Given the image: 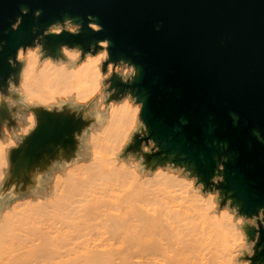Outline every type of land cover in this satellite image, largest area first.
<instances>
[{"label": "clouds", "instance_id": "1", "mask_svg": "<svg viewBox=\"0 0 264 264\" xmlns=\"http://www.w3.org/2000/svg\"><path fill=\"white\" fill-rule=\"evenodd\" d=\"M28 11L19 7L11 30ZM40 15L35 9L33 20ZM79 19L48 24L7 59L16 71L0 84V110L8 114L0 118V264H257L264 207L249 217L218 187L228 156L219 157L207 185L184 163L147 159L160 149L142 118L144 102L113 83L129 84L137 67L113 60L106 38L87 50L60 44L49 54L44 38L79 35ZM86 19L92 32L103 30L96 17ZM34 108L67 109L88 123L74 133L71 156L32 169L25 181L24 173L13 175L10 151L36 128ZM229 115L236 126L239 116ZM135 140L138 149L129 150Z\"/></svg>", "mask_w": 264, "mask_h": 264}, {"label": "water", "instance_id": "2", "mask_svg": "<svg viewBox=\"0 0 264 264\" xmlns=\"http://www.w3.org/2000/svg\"><path fill=\"white\" fill-rule=\"evenodd\" d=\"M21 5L29 11L13 31ZM37 8L41 15L33 20ZM88 15L102 31L87 28ZM65 16L79 17L75 22L84 27L79 35L45 37L52 54L60 44L87 50L106 38L113 60L124 58L137 67L132 82L113 83L144 102L142 118L160 149L147 159L184 163L207 185L226 155L218 187L249 217L264 207V144L252 134L256 129L264 137V0H0V40L6 41L0 48V84L16 71L7 63L16 48ZM230 113L239 116L236 126ZM138 147L135 140L129 150ZM259 243L264 245V229ZM255 260L264 264V251Z\"/></svg>", "mask_w": 264, "mask_h": 264}, {"label": "crops", "instance_id": "3", "mask_svg": "<svg viewBox=\"0 0 264 264\" xmlns=\"http://www.w3.org/2000/svg\"><path fill=\"white\" fill-rule=\"evenodd\" d=\"M51 55V51H48ZM9 83V90L11 89ZM37 115L36 128L24 139L15 149L10 151L11 171L14 176L24 173L27 181V174L34 168L43 169L50 161L63 155L65 158L72 155L76 146L74 133H79L88 123L69 110L47 111L42 108H34ZM7 112L0 110V118L7 116ZM6 123V122H5ZM14 123V121H10ZM45 126L42 137L31 147L32 138L37 134L39 127ZM6 131V130H5Z\"/></svg>", "mask_w": 264, "mask_h": 264}, {"label": "rangeland", "instance_id": "4", "mask_svg": "<svg viewBox=\"0 0 264 264\" xmlns=\"http://www.w3.org/2000/svg\"><path fill=\"white\" fill-rule=\"evenodd\" d=\"M215 179V178H214Z\"/></svg>", "mask_w": 264, "mask_h": 264}]
</instances>
